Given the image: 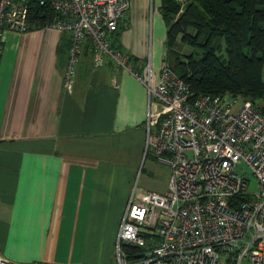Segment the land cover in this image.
<instances>
[{"label": "crops", "instance_id": "1", "mask_svg": "<svg viewBox=\"0 0 264 264\" xmlns=\"http://www.w3.org/2000/svg\"><path fill=\"white\" fill-rule=\"evenodd\" d=\"M160 4L131 0L120 21L112 41L129 69L108 54L94 65L84 40L69 90L68 53L60 51L64 34L70 45L68 32L44 26L4 32L1 258L18 264H101L112 258L121 215L134 186H142L139 161L148 155L157 160L147 148L148 90L135 72L150 64L159 76L166 31Z\"/></svg>", "mask_w": 264, "mask_h": 264}, {"label": "built area", "instance_id": "2", "mask_svg": "<svg viewBox=\"0 0 264 264\" xmlns=\"http://www.w3.org/2000/svg\"><path fill=\"white\" fill-rule=\"evenodd\" d=\"M130 3L0 0V41L7 30L39 26L32 5L42 6L44 26L70 35L64 72L69 90L84 40L94 65L108 54L117 66L130 68L112 44ZM135 75L148 90L147 148L170 172L163 192L137 184L132 189L114 264H264V113L238 95L193 91L164 59L158 78L150 64ZM243 164L255 180L250 192ZM0 264L18 263L0 257Z\"/></svg>", "mask_w": 264, "mask_h": 264}, {"label": "trees", "instance_id": "3", "mask_svg": "<svg viewBox=\"0 0 264 264\" xmlns=\"http://www.w3.org/2000/svg\"><path fill=\"white\" fill-rule=\"evenodd\" d=\"M32 10L42 24V6L33 4ZM159 11L166 25L163 59L190 89L264 105V0H161ZM68 40L64 34V54ZM183 43L193 50L183 52Z\"/></svg>", "mask_w": 264, "mask_h": 264}, {"label": "rangeland", "instance_id": "4", "mask_svg": "<svg viewBox=\"0 0 264 264\" xmlns=\"http://www.w3.org/2000/svg\"><path fill=\"white\" fill-rule=\"evenodd\" d=\"M47 19H48L47 17H43V20L41 21L42 24H39V26H37V27H43L44 25L46 26ZM34 27H36V26H34ZM69 48H70V45H69ZM181 50L183 52L187 53V52L193 50V47L190 46V44H188V43L187 44L183 43ZM195 54L196 55L201 54V48L199 46H196ZM222 54H223V50H222ZM68 56H69V53L67 55V60H68ZM262 77L264 79V70L262 73ZM186 152L188 154H190V151H186ZM140 161H141V159H140ZM140 161H139V164H138L137 169H136V173H137L136 179L139 176H141L140 183H142V187H144L146 189H151V190L163 192V190L166 189V184H167V180L169 177V172H170L169 165L164 164L162 162H159V161L151 158L150 155L145 157L143 159V161H141V163H140ZM140 165H141V168H140ZM142 167H144L143 170H142ZM241 172L243 173L245 180L247 181V186H246L245 190L250 192L253 189H255L254 177L251 174L249 168L245 164L242 165ZM137 185H139V184L137 183ZM139 186H141V185H139ZM114 263H115V260H114V251H113L112 258L110 260H108L107 262L101 263V264H114ZM242 264H245V263H242Z\"/></svg>", "mask_w": 264, "mask_h": 264}, {"label": "water", "instance_id": "5", "mask_svg": "<svg viewBox=\"0 0 264 264\" xmlns=\"http://www.w3.org/2000/svg\"><path fill=\"white\" fill-rule=\"evenodd\" d=\"M260 110L264 113V105L260 106Z\"/></svg>", "mask_w": 264, "mask_h": 264}]
</instances>
